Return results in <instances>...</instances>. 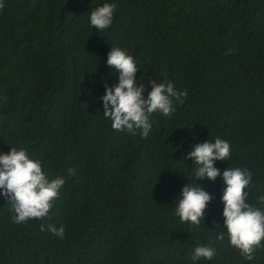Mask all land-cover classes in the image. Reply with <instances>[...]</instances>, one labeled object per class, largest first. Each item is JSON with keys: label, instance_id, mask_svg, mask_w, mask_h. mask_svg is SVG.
Listing matches in <instances>:
<instances>
[{"label": "trees", "instance_id": "trees-1", "mask_svg": "<svg viewBox=\"0 0 264 264\" xmlns=\"http://www.w3.org/2000/svg\"><path fill=\"white\" fill-rule=\"evenodd\" d=\"M104 2L3 0L0 153L25 148L66 182L48 215L24 224L0 197V264H193L198 243L216 253L195 264H264V247L248 261L216 239L219 176L197 180L213 195L198 228L173 215L194 183L182 159L213 137L231 146L215 166L247 167L248 202L264 208V0H114L113 23L98 32L88 12ZM113 46L134 57L138 82L166 77L187 91L170 117L153 114L145 139L102 116L97 97L117 83L105 63ZM41 224H63V239Z\"/></svg>", "mask_w": 264, "mask_h": 264}, {"label": "clouds", "instance_id": "clouds-1", "mask_svg": "<svg viewBox=\"0 0 264 264\" xmlns=\"http://www.w3.org/2000/svg\"><path fill=\"white\" fill-rule=\"evenodd\" d=\"M4 6L0 0V8ZM114 0H105L88 12V24L98 32L104 31L113 23ZM106 65L117 75V83L103 84L104 92L97 97L102 108V116L110 121L111 128L136 135L141 139L149 136L153 128L152 116L159 113L170 117L175 111V102L187 95L186 90H177L170 80H151L136 73L140 69L134 57L125 48L112 47L107 53ZM145 80L147 88L145 86ZM231 146L220 137L194 143L182 159H191V175L194 183L183 185L173 206V215L189 229L198 228L204 221L205 210L213 195L205 191L198 179L215 181L219 176L223 185L220 201L223 205V231L216 232V239L227 236L230 247L246 260H253L255 250L264 247V208L248 202L247 188L252 176L247 167H225L218 169L215 161H229ZM68 175L73 169H66ZM185 176V175H184ZM186 177V176H185ZM65 177L56 175L49 178L42 170V160L31 157L22 147H9L7 153H0V197H3L13 213L11 219L16 224L46 217L58 199ZM264 203V197L260 198ZM204 224V223H203ZM41 231H48L58 239H63L65 227L55 224L40 225ZM216 248L209 244H197L191 249L193 264L200 259L212 260Z\"/></svg>", "mask_w": 264, "mask_h": 264}]
</instances>
